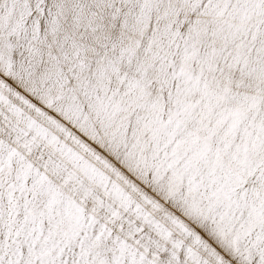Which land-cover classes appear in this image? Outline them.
<instances>
[{
    "label": "snow or ice",
    "instance_id": "obj_1",
    "mask_svg": "<svg viewBox=\"0 0 264 264\" xmlns=\"http://www.w3.org/2000/svg\"><path fill=\"white\" fill-rule=\"evenodd\" d=\"M0 264H264V0H0Z\"/></svg>",
    "mask_w": 264,
    "mask_h": 264
}]
</instances>
